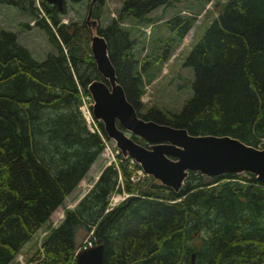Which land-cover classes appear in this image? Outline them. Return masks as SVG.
Masks as SVG:
<instances>
[{
    "label": "trees",
    "instance_id": "1",
    "mask_svg": "<svg viewBox=\"0 0 264 264\" xmlns=\"http://www.w3.org/2000/svg\"><path fill=\"white\" fill-rule=\"evenodd\" d=\"M170 1L124 0L116 17L97 27L126 98L144 119L264 147V0L219 4L183 61L193 68L192 96L177 113L167 114L156 104L140 111L145 84L158 75L195 16L166 18L158 26L165 35L152 38L140 58L135 38L121 22L150 21L147 13ZM5 2L32 13L55 52L37 60L13 31L0 27V264L16 258L105 145L79 109L87 85L105 80L87 25L60 22L65 7L45 0L36 6L34 0ZM118 158V167L106 165L87 194L65 209L28 264H75L76 250L85 243L76 242L80 226L92 231V243L105 241L104 264H264V183L255 174L189 171L176 191L151 175L142 184L132 181L128 159L120 152ZM123 190L128 195L108 207L109 196Z\"/></svg>",
    "mask_w": 264,
    "mask_h": 264
},
{
    "label": "water",
    "instance_id": "2",
    "mask_svg": "<svg viewBox=\"0 0 264 264\" xmlns=\"http://www.w3.org/2000/svg\"><path fill=\"white\" fill-rule=\"evenodd\" d=\"M45 1L59 10L64 8V0ZM94 1L89 2L86 22L91 18ZM91 19L95 25L96 19ZM89 32L97 70L105 79H94L88 84L94 99L92 112L123 155L133 157L146 174L176 191L189 171L207 175L247 171L264 183V147L247 144L228 134H192L185 127L141 117L116 80L104 36L97 29L94 33L89 28ZM132 134L145 144L136 141ZM104 252L105 241L83 245L76 250L75 264H104Z\"/></svg>",
    "mask_w": 264,
    "mask_h": 264
},
{
    "label": "rangeland",
    "instance_id": "3",
    "mask_svg": "<svg viewBox=\"0 0 264 264\" xmlns=\"http://www.w3.org/2000/svg\"><path fill=\"white\" fill-rule=\"evenodd\" d=\"M89 1L65 0V11L59 17L60 22H84L85 24L87 23L88 29L91 28L95 33L98 26H105L116 17L124 0H97L95 4L98 6V10L94 8L93 14L91 15V18L96 19L95 25L91 23V18H89V22L85 21ZM37 2L40 5V0H34V6L37 5ZM223 2L225 0H211L205 4L196 0H172L169 4L158 6L147 13L146 17H150V21H139L132 17L124 18L121 23L123 26L128 27L131 36L135 38V56L140 58L141 54L147 52L148 45L150 46L152 44V38L165 35L162 30H158V26L166 18L176 13L195 16L193 25L173 50L170 57L162 63L158 75L145 84L144 92L140 97L143 103L140 111H146L151 104H156L167 114L172 112L177 113L181 110L183 104L192 96L193 91L190 87L189 80L193 78V68L188 65H183V61L192 46L202 37L209 23L217 14L219 4ZM20 3L28 2L20 1ZM94 10H97L96 12L99 13V16L94 15ZM41 13L43 14V12ZM0 27L13 31L16 34L18 43L25 46L31 56L37 60L44 59L49 52H55L54 45L48 38V34L42 27L35 23L33 14L22 9L15 3L0 0ZM148 38H151L149 44L147 41ZM107 142L112 149H116L113 146V140L107 139ZM105 164L106 159L100 153L76 187L64 199L63 203L52 212L49 219L28 239L22 246L20 254L9 264H25L31 258L36 252L40 241L50 232L52 227L56 226L55 221L60 222L62 220L65 209L73 208L92 188ZM130 169L133 170L132 181L142 184L149 179L148 174H144V172L140 173L131 166ZM118 193L121 195L118 196ZM113 194L117 196L118 200L121 199V201L127 196V192L124 190L114 191L111 195ZM56 210H60V213ZM91 235L92 231L88 232L84 227H78L76 231L77 245H81L85 241H90Z\"/></svg>",
    "mask_w": 264,
    "mask_h": 264
},
{
    "label": "built area",
    "instance_id": "4",
    "mask_svg": "<svg viewBox=\"0 0 264 264\" xmlns=\"http://www.w3.org/2000/svg\"><path fill=\"white\" fill-rule=\"evenodd\" d=\"M93 103H94V99H93L92 94L89 91H88V93L81 92V102L79 104V109H80L81 114L85 120L86 126L91 132H98L101 135V137L105 143L101 154L106 159V164H114L116 167H118V162H119L118 153L120 151L115 146V143L113 144V146L116 147V149H112V147L108 144L107 139L104 138V136L102 135V131H101L98 119L95 118V116L93 115V112H92ZM123 156L128 157L127 158L128 163L130 164L131 167L134 163H137L133 157H129V156H125V155H123ZM134 169L135 170L137 169V171L140 173L144 172L143 169L141 168V166L134 168ZM132 178H133V175H131V179ZM119 195H121V194L118 193V196ZM119 201L120 200L117 199V196L115 194L111 195V197L109 199V207H113Z\"/></svg>",
    "mask_w": 264,
    "mask_h": 264
},
{
    "label": "flooded vegetation",
    "instance_id": "5",
    "mask_svg": "<svg viewBox=\"0 0 264 264\" xmlns=\"http://www.w3.org/2000/svg\"><path fill=\"white\" fill-rule=\"evenodd\" d=\"M89 2H90V1H89ZM95 2H97V0H95V1L93 2V4H92V5H93V9L97 7L96 4H95Z\"/></svg>",
    "mask_w": 264,
    "mask_h": 264
},
{
    "label": "crops",
    "instance_id": "6",
    "mask_svg": "<svg viewBox=\"0 0 264 264\" xmlns=\"http://www.w3.org/2000/svg\"><path fill=\"white\" fill-rule=\"evenodd\" d=\"M29 261V260H28ZM28 261L27 262H25V264H28Z\"/></svg>",
    "mask_w": 264,
    "mask_h": 264
},
{
    "label": "bare ground",
    "instance_id": "7",
    "mask_svg": "<svg viewBox=\"0 0 264 264\" xmlns=\"http://www.w3.org/2000/svg\"><path fill=\"white\" fill-rule=\"evenodd\" d=\"M107 53H108V51H107ZM110 59V58H109ZM59 213H60V211H59Z\"/></svg>",
    "mask_w": 264,
    "mask_h": 264
}]
</instances>
